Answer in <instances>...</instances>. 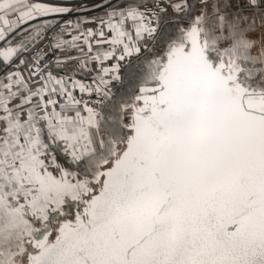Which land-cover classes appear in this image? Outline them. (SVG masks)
Instances as JSON below:
<instances>
[{
    "label": "snow or ice",
    "instance_id": "1",
    "mask_svg": "<svg viewBox=\"0 0 264 264\" xmlns=\"http://www.w3.org/2000/svg\"><path fill=\"white\" fill-rule=\"evenodd\" d=\"M0 264H264V0H0Z\"/></svg>",
    "mask_w": 264,
    "mask_h": 264
},
{
    "label": "rangeland",
    "instance_id": "2",
    "mask_svg": "<svg viewBox=\"0 0 264 264\" xmlns=\"http://www.w3.org/2000/svg\"><path fill=\"white\" fill-rule=\"evenodd\" d=\"M95 2H96V3H102V2H104V0H95ZM87 3H88V2H87ZM87 3H84V4L86 5Z\"/></svg>",
    "mask_w": 264,
    "mask_h": 264
},
{
    "label": "built area",
    "instance_id": "3",
    "mask_svg": "<svg viewBox=\"0 0 264 264\" xmlns=\"http://www.w3.org/2000/svg\"><path fill=\"white\" fill-rule=\"evenodd\" d=\"M87 2H89V0H80L81 4H84V3H87Z\"/></svg>",
    "mask_w": 264,
    "mask_h": 264
},
{
    "label": "crops",
    "instance_id": "4",
    "mask_svg": "<svg viewBox=\"0 0 264 264\" xmlns=\"http://www.w3.org/2000/svg\"><path fill=\"white\" fill-rule=\"evenodd\" d=\"M76 15H81V13H76Z\"/></svg>",
    "mask_w": 264,
    "mask_h": 264
}]
</instances>
